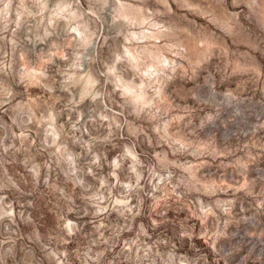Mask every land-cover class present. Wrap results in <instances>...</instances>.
I'll return each instance as SVG.
<instances>
[{
  "label": "rangeland",
  "instance_id": "rangeland-1",
  "mask_svg": "<svg viewBox=\"0 0 264 264\" xmlns=\"http://www.w3.org/2000/svg\"><path fill=\"white\" fill-rule=\"evenodd\" d=\"M0 264H264V0H0Z\"/></svg>",
  "mask_w": 264,
  "mask_h": 264
},
{
  "label": "bare ground",
  "instance_id": "bare-ground-1",
  "mask_svg": "<svg viewBox=\"0 0 264 264\" xmlns=\"http://www.w3.org/2000/svg\"><path fill=\"white\" fill-rule=\"evenodd\" d=\"M66 6V5H65ZM118 11H119V14L120 16L122 17H126V16H130L136 20H140L142 19V16L143 15L140 11H138L137 9H132L130 6H125V5H119V7L117 8ZM117 12V11H116ZM118 15V14H117ZM144 16V15H143ZM141 17V18H140ZM140 18V19H139ZM148 56L149 57H154L153 60L156 61V63L160 64L161 61H160V56L159 55H155L153 52L151 51H148L147 52ZM125 94H128V97H129V101H130V104L134 106V108L142 103V99H143V95H141L140 93H130V91L126 90L124 91Z\"/></svg>",
  "mask_w": 264,
  "mask_h": 264
}]
</instances>
